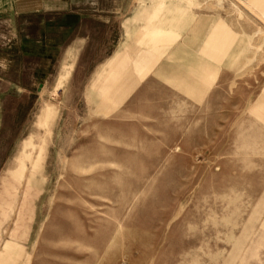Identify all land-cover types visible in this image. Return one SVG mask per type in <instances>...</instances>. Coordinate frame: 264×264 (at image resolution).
<instances>
[{
	"label": "rangeland",
	"instance_id": "374dc122",
	"mask_svg": "<svg viewBox=\"0 0 264 264\" xmlns=\"http://www.w3.org/2000/svg\"><path fill=\"white\" fill-rule=\"evenodd\" d=\"M174 2L167 41L119 44L117 105L84 73L117 44L58 83L56 60L0 81V264H264V16Z\"/></svg>",
	"mask_w": 264,
	"mask_h": 264
},
{
	"label": "crops",
	"instance_id": "0c3cea01",
	"mask_svg": "<svg viewBox=\"0 0 264 264\" xmlns=\"http://www.w3.org/2000/svg\"><path fill=\"white\" fill-rule=\"evenodd\" d=\"M231 4L264 16V0H232ZM179 10L174 0H0V81L15 88H29L12 75L46 74L41 67H50L56 60L58 83L78 72L81 60L88 58L94 43L117 44L112 53L99 57L107 60L100 69L108 70H95L98 63H91L84 71L88 75L100 72L89 92L98 87L102 100L110 102L108 106L117 105L134 82L124 60L126 49H119V44L126 43L131 31L139 35L135 44L144 48L167 41L160 33L173 30ZM135 59L141 63L146 56L140 52ZM31 60H37L36 68L31 69ZM101 79L104 84L98 86ZM23 201L24 195L17 220L24 219ZM20 228L16 222L15 230ZM14 233L4 244L6 261L15 244Z\"/></svg>",
	"mask_w": 264,
	"mask_h": 264
},
{
	"label": "bare ground",
	"instance_id": "6f19581e",
	"mask_svg": "<svg viewBox=\"0 0 264 264\" xmlns=\"http://www.w3.org/2000/svg\"><path fill=\"white\" fill-rule=\"evenodd\" d=\"M247 5V4H246ZM249 6V5H248ZM255 11V10H254ZM257 12V11H256ZM156 36V35H155ZM154 36V37H155ZM160 36V35H159ZM161 37V36H160ZM153 39V38H152ZM154 41H156V40H154ZM158 42V41H157ZM153 44V43H152ZM149 48V47H148ZM124 70H126V68L124 69ZM126 73V72H125ZM121 74V73H120ZM123 74V73H122ZM121 80V79H120ZM120 82V81H119ZM114 89V88H113ZM124 91V90H123ZM111 92V91H110ZM107 93V92H106ZM114 93V92H113ZM112 93V94H113ZM118 94V93H117ZM124 94V93H123ZM107 95V94H106ZM108 96V95H107ZM119 96V95H118ZM113 100V99H112ZM45 112H46V108H43V109H41V111H40V113H39V116H38V119H39V121H41L42 119H43V117H44V115H45ZM8 247V246H7Z\"/></svg>",
	"mask_w": 264,
	"mask_h": 264
}]
</instances>
